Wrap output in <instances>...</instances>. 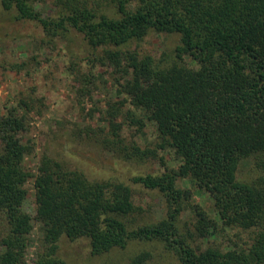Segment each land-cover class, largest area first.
Instances as JSON below:
<instances>
[{"label": "trees", "instance_id": "1", "mask_svg": "<svg viewBox=\"0 0 264 264\" xmlns=\"http://www.w3.org/2000/svg\"><path fill=\"white\" fill-rule=\"evenodd\" d=\"M112 2L115 14L89 0H52L54 9L47 16L34 0H0V9L14 11L7 18L12 21L37 22L48 37L42 43L75 31L92 51L102 49L94 59L121 73L115 79L121 98L108 101L104 112L97 108L107 127L100 126L99 133L87 128L84 137L124 160L162 161L158 152H171L177 167L132 178L163 195L164 215L132 226L129 218L140 207L129 185L112 178L90 179L82 169L47 155L35 174L27 172L23 159L34 147L22 135L35 100L19 99L0 114V220L5 223L0 264H27L33 221L42 224L43 232L32 264H65L56 254L63 235L89 238L93 254L137 240L158 244L180 264H264V0ZM151 30L178 34L179 43L159 58L123 48ZM2 33L0 37L9 36L5 29ZM19 36L13 33L15 41ZM11 67L19 71L22 64ZM127 121L135 127L132 136L150 121L156 131L154 146L128 140L122 132ZM247 162L259 170L257 175L242 177ZM30 177L34 213L27 206ZM181 179L209 196L215 216L192 202V191L178 185ZM187 207L193 217L181 225L179 217ZM233 226L252 230L245 247L195 244ZM152 246L141 249L130 264H148Z\"/></svg>", "mask_w": 264, "mask_h": 264}, {"label": "rangeland", "instance_id": "2", "mask_svg": "<svg viewBox=\"0 0 264 264\" xmlns=\"http://www.w3.org/2000/svg\"><path fill=\"white\" fill-rule=\"evenodd\" d=\"M95 1L89 0V3L111 14L117 12L116 3L112 0H97L100 3L98 5ZM34 6L44 16L51 15L54 9L52 0H34ZM14 15V11L4 12L0 9V22H4L0 26V36H3V29L9 33L6 38L0 37V114L4 113L5 105L13 104L19 99L35 100L29 128L22 135L23 141L34 147L23 159L25 170L35 174L40 158L47 155L71 168L82 169L90 179H116L131 187L133 202L140 207L129 218L132 226L160 220L165 212L163 195L155 189L133 182L132 178L136 175L161 174L166 167H177L178 161L173 154L165 150L159 151L162 161L159 158L147 162L124 160L113 151L102 149L84 137V130L87 128L99 133L100 126L107 127L103 113L101 115L97 108L104 112L108 101L121 98L120 87L115 81L121 73L108 63L100 65L94 58L102 54V49L92 51L75 31H70L67 38L57 37L52 39V43L45 44L40 39L48 37L37 22L7 19ZM13 33L20 34V39L15 41ZM32 34L38 36L39 41L29 39L28 36ZM178 38V34L151 30L141 41H131L123 48L136 49L140 54L149 53L159 58L163 52L170 53L174 50L179 43ZM72 54L75 57L73 62L70 59ZM15 63L22 64L19 71L11 67ZM82 88L88 92L82 93ZM127 107L129 105L126 104L122 109L126 110ZM117 121L121 122L122 117H118ZM79 130L82 131L80 136ZM134 131L135 127L130 126L128 121L124 123L122 132L128 140L134 137L142 147L154 146L156 131L150 121L138 135L132 136ZM241 170L242 177L255 176L259 172L249 162ZM178 185L189 188L193 194L192 202L202 205L215 216L213 203L207 194L196 190L188 179L178 180ZM27 187V206L34 213L35 190L32 177L28 179ZM192 217L193 213L187 207L179 217L181 225L186 221L190 224ZM4 224L0 220V233ZM42 232V224L33 221L25 253L27 264H32L36 252L41 249ZM251 233V229L224 227L213 236L195 240V244L200 243L202 247L209 243L245 247L250 242ZM150 246L151 242L133 240L125 248L114 247L108 252L93 254L89 238L71 240L63 235L57 241L56 254L65 264H130L141 249ZM152 247L154 256L148 264H180L173 253L166 252L158 244Z\"/></svg>", "mask_w": 264, "mask_h": 264}]
</instances>
